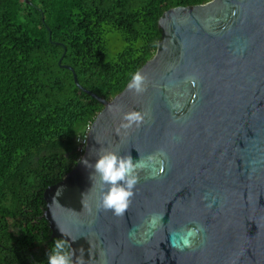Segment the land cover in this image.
<instances>
[{"label": "water", "instance_id": "water-1", "mask_svg": "<svg viewBox=\"0 0 264 264\" xmlns=\"http://www.w3.org/2000/svg\"><path fill=\"white\" fill-rule=\"evenodd\" d=\"M159 28L141 94L126 87L108 101L64 66L104 109L81 161L45 191L53 237L84 264H264V0L173 8ZM130 111L148 115L124 130ZM104 150L134 162L167 153L155 178L140 172L122 217L96 210L99 185L83 162Z\"/></svg>", "mask_w": 264, "mask_h": 264}, {"label": "trees", "instance_id": "trees-1", "mask_svg": "<svg viewBox=\"0 0 264 264\" xmlns=\"http://www.w3.org/2000/svg\"><path fill=\"white\" fill-rule=\"evenodd\" d=\"M211 0H0V264H47L45 191L108 101L154 57L159 20ZM62 63L60 64L61 59Z\"/></svg>", "mask_w": 264, "mask_h": 264}, {"label": "clouds", "instance_id": "clouds-1", "mask_svg": "<svg viewBox=\"0 0 264 264\" xmlns=\"http://www.w3.org/2000/svg\"><path fill=\"white\" fill-rule=\"evenodd\" d=\"M146 76L140 71L130 75L126 85L129 91L141 94L146 91ZM147 112L130 111L123 114V123L121 128L124 130L139 127L147 117ZM167 159V153L161 150L156 155H150L141 158L138 161L133 160L132 156L120 155L117 151H102L95 160V163H89L84 160V164L92 169L91 179L93 187L97 182L99 185V199L96 210L111 211L113 215L122 217L129 209L132 199L136 192V185L139 183L140 172L150 170L153 178L157 171H164V161ZM98 178V181H97ZM58 191L56 195H59ZM158 218L153 216L149 221V229L157 226ZM194 231L187 233L188 237L194 236ZM191 241L184 239V244L190 246ZM47 264H84L82 256L76 257L75 251L65 239H56L53 241L47 258Z\"/></svg>", "mask_w": 264, "mask_h": 264}, {"label": "built area", "instance_id": "built-area-1", "mask_svg": "<svg viewBox=\"0 0 264 264\" xmlns=\"http://www.w3.org/2000/svg\"><path fill=\"white\" fill-rule=\"evenodd\" d=\"M91 127L88 128L89 134H90ZM89 134L87 136H84V137L79 135V137H78V142L80 143V151L83 152V153H85V149H86V146H87Z\"/></svg>", "mask_w": 264, "mask_h": 264}]
</instances>
